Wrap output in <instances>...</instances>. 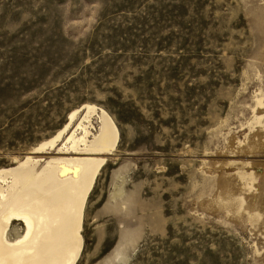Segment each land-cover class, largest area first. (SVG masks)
<instances>
[{"label": "rangeland", "instance_id": "374dc122", "mask_svg": "<svg viewBox=\"0 0 264 264\" xmlns=\"http://www.w3.org/2000/svg\"><path fill=\"white\" fill-rule=\"evenodd\" d=\"M263 95L264 0H0V169L86 104L119 130L78 264H264Z\"/></svg>", "mask_w": 264, "mask_h": 264}, {"label": "bare ground", "instance_id": "6f19581e", "mask_svg": "<svg viewBox=\"0 0 264 264\" xmlns=\"http://www.w3.org/2000/svg\"><path fill=\"white\" fill-rule=\"evenodd\" d=\"M263 103L264 95L259 105ZM61 140L65 142L59 150H73L72 157H53L42 163L26 156L0 169V264L79 262L85 246L86 208L107 161L100 156L116 150L120 134L107 111L86 104L74 110L63 128L30 155L45 154ZM259 218L253 214L251 221ZM15 223L22 225V232L12 237Z\"/></svg>", "mask_w": 264, "mask_h": 264}]
</instances>
